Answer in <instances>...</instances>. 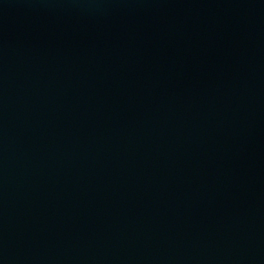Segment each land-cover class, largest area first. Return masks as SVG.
I'll list each match as a JSON object with an SVG mask.
<instances>
[{
  "label": "water",
  "instance_id": "obj_1",
  "mask_svg": "<svg viewBox=\"0 0 264 264\" xmlns=\"http://www.w3.org/2000/svg\"><path fill=\"white\" fill-rule=\"evenodd\" d=\"M0 264H264V0H0Z\"/></svg>",
  "mask_w": 264,
  "mask_h": 264
}]
</instances>
